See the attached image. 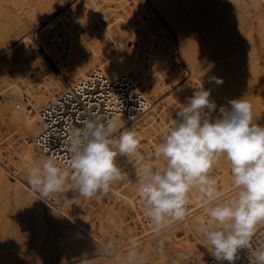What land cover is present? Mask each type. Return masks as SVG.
<instances>
[{
  "label": "rangeland",
  "instance_id": "obj_1",
  "mask_svg": "<svg viewBox=\"0 0 264 264\" xmlns=\"http://www.w3.org/2000/svg\"><path fill=\"white\" fill-rule=\"evenodd\" d=\"M14 1H17V0H2V2L4 3V7L9 9V10H11V11H13V12L8 13V15L11 16V18H7V17L4 16V20H3L2 17H0V20H2V21H0V48L2 49L3 53H5V54L10 53L11 54L12 52H14L13 50H17L22 45L23 48H20V49H22V51L24 50L23 52H25V53H26V51L28 49V51H27L28 54L26 53V55H25V53H23V56L20 55L21 56V57H19L20 59H17L18 61L17 60L15 61V63L17 62V63L20 64L19 65V64L16 63V65H18L17 67H19L17 69L11 68L9 63L0 60V169H1V171L3 170V172L6 174L8 180H11L13 182L16 181V180H20V181H22L24 186L21 185V189H20L21 190V194H20V193H16L15 187L13 186L12 183H10V182L6 183V181H4V180H1V182H0V217H2L0 219V230H3V231H0V259H4L3 257L8 258V257H11L12 255H16L17 256L16 259H18V260H22V259L28 260L29 258H31L33 256V254L34 255L35 254H41L42 252L45 253L46 251H50L51 249L59 250V248H61V247H62L61 249L63 250L64 249V245L70 246V245L76 244V243L77 244L83 243V244L89 245V248H91L92 244L97 242V244H95V249L96 250L94 252H91L92 254L89 253V254H86V255H78L79 254L78 252L67 251V252H65L66 255H64L65 257H67L66 260L62 261L61 263L59 261L51 263V264H57V263L58 264L59 263L60 264H91L94 261V258L97 259V257L99 258V257L106 256V254L104 255V252L101 250V248H104L105 246H104L103 242L99 241L96 237H94V231L97 230L98 232H100V235L105 237V242L106 243H113L114 245H118V246L122 245L124 248H126L127 246H131L132 243H129V241H131L130 239H132L134 236L132 238H130V236L133 235L134 233L138 232V230L136 228H138L139 231L141 232L139 226H136V228H134V227L128 225L126 223V220H125L126 219L125 216L128 213H130L132 210L135 209V207H134L135 204L133 202V197L138 195L137 191H136L137 194L135 195V191H133L131 189L130 190L131 194H130V191L128 189L126 190L124 185H122L125 180L123 182L122 181L120 182L118 180V181L113 182L111 184V186H110V190L112 188V192L114 193V194H112V196H109L108 193H107V194H105L103 196H100L99 194H97V195H95V196H93L91 198H85V197H83V196H81L79 194L78 187L75 184V182L73 184L74 186L71 185V182H72V179L70 177L71 176V172L68 171L63 166L58 165L61 168L65 169V170H67L69 172L70 176L67 179L68 181L66 180V182H65V184L63 186V189L60 192L51 193L47 197L41 196L37 191L32 190L30 185L27 183V173L26 172H27L28 168L33 163L30 162L27 159H24L25 157H23L22 154H23V147L28 146L29 142L28 143L26 142L28 140L25 139V136L22 133L21 128H19L20 125H18L17 123H14L11 119H9V117H7V118L4 117L3 118L2 117L3 115L1 113V111L2 110L5 111V108L14 109L18 113L19 116L23 117L24 123H26L27 126H31V125L35 124L36 132H37V129H38L39 125H38V123H36L34 121L33 116L36 113V111H34V109L32 107L33 104H34V98L30 97V99H29V97H28V99H26L25 97H23V98L22 97L21 98L20 97H16V95H15L16 93H18V94H25V95H28V96H32L35 93L36 96H38L39 93L42 90L45 89L46 85L43 84V83H40L38 81V76L36 74H33V73L29 72V71H33L34 72V70H35V72H36V70H38V68H39L40 71L41 70L42 71L40 72L38 70L37 71V72H39L38 74L42 75L43 73H45L46 77L45 76L44 77L47 79V76H49L48 81H52L53 82L56 79L55 76L57 77L59 74H61V72H65L72 65L71 62L74 60V58L76 59V61H78L80 58H81L80 60H82V58L84 59V57H83L85 55V54H83L84 51L86 52V54H87L86 56L87 57H88V53H89V56H90L91 53L94 54V55H97V53H98V55L102 54V56H105L106 58H108V57L109 58H113V56H114L113 52L110 49H108L107 45L105 44L106 42L109 41V39L107 37L110 34H112V33H110V32L106 33L105 31H108V30L111 31L110 30L111 25H113L115 27V24L117 22L123 21V20H125V22L123 21L124 23H127L129 25V28L128 29L126 28L129 32H133L134 31L135 33H137V34H135V33H133V34L131 33V34L133 35V37L135 36L134 38H135V40L138 43L137 42L134 43L132 41H131L132 43L130 42V45L132 46L133 51L135 49L133 45H136L135 46L136 50L134 51V53H132V58L135 57V60L133 58L132 61L134 60L133 61L134 63L137 62L136 63L137 67H135V68L138 69V66H139L138 63L139 62L144 68L146 67L144 65L146 63H148L146 68L150 69V67H151L150 63H151L152 60H154L156 58H159L160 61L161 60L162 61L166 60V62L170 65V66L169 65L167 66L168 71L166 72V75H165L166 77L161 75L160 73H155V70L151 71V69H150L149 71H151V72H149L150 74L148 73V75H150V76H148V78L151 77V79H148V80H150V81L154 80L155 81V78H156V81L155 82L152 81L153 82L152 84H153V86L154 85L157 86L159 89L162 86L165 87L164 84H165L166 81H167V85H169V83H171V85H169V86H171L170 87V89H171L170 92H172V90L175 89L178 86V84H179L180 86H178L179 88L177 87L178 89L176 91L179 92V89H180V91L182 93L184 91L181 90L182 88H180V87H183V89H184V87L187 85L186 88H185L186 90L184 89L187 92V95L186 94L184 95L185 92L182 94L183 96H181L180 92L178 94V95L181 96L180 97L181 100H182L181 102L184 105L188 101V99H184L185 96H186V98H190V97H192L191 95H193V94L188 95V93L190 91L189 89H191L190 92H192V93H194L197 89L198 90L202 89V86H201L199 80L197 79L198 78V75H197L198 69H196V67L198 68L201 65H199V63H200L199 61H198L199 62L198 65L199 66H196L197 63L193 64L194 62H193L192 58H190L191 57V55H190L188 57L189 58L188 59L189 63L192 60V64L196 66V67L193 66L194 67L193 68L194 71H193V69L191 70L192 67H190V66H192V64L191 65L190 64H185L186 61L183 63V60L182 59L180 60L179 57L181 56L180 55L181 54V49H180V46L178 44V41H177V38H176V34H174V32L172 31V27L170 25L171 23L170 22L168 23V20L166 18L164 20L163 16H160L161 14L156 12V9L154 8V6H152V8H154V9H152L151 7H149L150 4H146L145 3V1H147L149 3L150 2L149 0H145V1H143V0H66V1L65 0H32L31 2L29 0H19V1H17V3L19 5H21L22 7L29 6V9H28L27 12H22L24 9L23 8H19V6H17ZM204 1H205V3H204ZM221 1H223L224 4ZM244 1L245 0H209V1L208 0H188V2H187L188 10H187L186 4H184L183 10L186 11V12L188 11L187 13L182 12V13H184L185 20L188 23V24L186 23L187 28L189 30H191V33L192 32L194 33V31L197 30L198 31L197 33L199 34L198 36H196L197 33L195 31V34L192 37L193 33L192 34L189 33V34H191L190 39L192 38L193 41L195 39V42H194L195 44L191 45L192 47L196 46L197 43L198 44L200 43L199 45H197L198 48L200 46V49L196 50L197 48L195 47L196 48L195 49L193 47V49L196 50L195 51L196 53L199 51V55H200V53L204 54L207 51L209 52V54H215V53L218 54L219 52H221V53H219V56L221 57V59H223L225 57V55H223V54L226 51L229 53V52H231V50L234 51V50L237 49L236 47H238V46H236V44H234L235 41H234L233 37L236 40V37L238 35V37L240 39L239 43H241L243 40H246L244 38L245 35H247L246 29L249 26L248 24L251 22V19H253L255 17V14H253V12L249 9V7H250L249 4L246 3V1L245 2ZM218 2H221L222 4H220ZM225 3H226V5H225ZM261 5H263V4L261 3ZM39 7L40 8L42 7L43 10L45 8L46 11L45 10L43 11V10L39 9ZM18 11H21V12L18 13L19 17L17 16V12ZM33 11H34V13H32ZM189 11L192 12V13H190ZM250 11H251L252 14L249 13ZM199 12L201 14L203 13V15H201ZM218 12H220V13H218ZM230 13H232V14H230ZM0 14H3V13L0 12ZM14 14H16L17 17H13ZM157 14L159 16H156ZM29 15L31 17H33L32 20H31V17ZM36 16H38V17H36ZM41 16H44V17L42 18ZM249 16H251V17L249 18ZM252 16H254V17H252ZM158 17L159 18L162 17L163 19L160 18V19H157V21H155L156 18H158ZM12 18H14V19H12ZM38 18H39V20H38ZM244 18H245V20L248 19L247 20L248 23H247V21H243V22L241 21ZM41 19H42V21H40ZM43 19H45V20H43ZM49 20H50V22H49ZM240 21H241V23H240ZM3 22L5 23L4 27H2L3 26ZM37 22H38V24L35 27H32L34 31L32 30V28L29 29L30 30L29 33L25 31V36L26 37H23V34L22 35L20 34L21 38L19 36L18 38H15V39H18V40L14 39V40H12V42L10 41V39H11L10 38V31H7L6 27H10V30L12 29L11 33L18 32L19 30H21V33H23L24 29L29 28L30 25H33V24H35ZM39 22H41V23L39 24ZM150 22H152V23H150ZM209 22H210V24H209ZM160 23H161L162 26L160 25ZM107 24H109V25H107ZM151 24H152V26H151ZM211 24L213 26V29H212ZM239 24H241V25H239ZM44 25H46V26H44ZM190 25L193 26V28L191 27L192 29L190 28ZM62 27L66 28V29L64 30ZM105 27L108 30L107 29L104 30ZM155 27L157 28V30H156ZM137 29H139V30H137ZM150 30H152L153 32H151ZM189 30H188V32H190ZM5 31H7V32H5ZM64 31H66V32L69 31L68 36H70V37L64 36L65 35L64 33H66ZM142 31H143V33H142ZM54 32H55V34H54ZM57 32H58V34H57ZM74 32H76V34ZM108 33H110V34L107 35ZM120 33L121 32H119V34ZM161 33H162V35H161ZM166 33H168V34L166 35ZM77 34H82L81 35L82 37L78 36ZM66 35H67V33H66ZM86 35H88L89 37L86 36ZM168 35L170 37H168ZM38 36H40V37H38ZM83 36H86L85 38L86 39L88 38V39L86 40ZM199 36L201 38H199ZM62 37L64 38L63 41H62ZM67 37L68 38H74V37L77 38V37H79L78 38L79 41L81 40L80 43H83L85 41L83 43L84 44V48L83 47L80 48V45H77V43L71 44L70 40ZM163 37H165V38L163 39ZM197 37L200 40L197 41V39H196ZM65 38H66V44L64 43ZM208 38H210V39H208ZM201 39H202L203 42L201 41ZM232 39H233L234 42L231 41ZM170 41H171V43H170ZM193 41H191V44H193ZM16 42L17 43L19 42L21 45L19 43L17 44ZM68 42H69V46H67ZM252 42L251 43L249 42L250 44L247 43V45H246L247 48H244L247 51L244 50V52H243V54L245 53L244 55H246V56L241 60L242 64H241L240 60L237 61L239 64L235 63L236 66H238V65L241 66V67L238 66L237 68H238L239 72H240V70L243 71V72H241L243 75H237V73H235L236 77L235 76L230 77L232 75V73L234 74L235 70L232 67H230V68L228 67L229 68L228 72L226 74H223L220 78H221V81H222L221 83H223L221 85H222L224 91L227 93V96H226L227 98L229 97L231 99V97H233V95H236V93H237V96H234V97H237V98H233V99L245 98V99L248 100L249 97L251 98V96H250L251 94L253 95V94L257 93V94H255L254 99H252L254 95L252 96L251 99L249 98L250 100L254 101V103L251 104L252 105V113H253V111L257 110L258 108L260 109L261 104H259V103L263 102V101L260 102V100H262V98L264 100V71H263L264 70V46L262 48V45H264V44H262V45L259 44V43H263V42L261 41V39L258 36H256L255 41H252ZM86 43H88V44H86ZM98 43H99V45L100 44L101 45L99 46ZM150 43H152V44H150ZM15 44H17L19 47L17 45H15ZM70 44L74 45V47H70ZM75 44H76V46H75ZM91 44H92L93 47L91 46ZM125 44H126V41L124 39L120 38V37H116L115 41L113 43L114 47L117 46L119 48L123 47ZM142 44L146 48H143ZM160 44L161 45L163 44V46H164V47L162 46L163 49H161L162 47H160L161 46ZM94 45H96V46H94ZM156 45H158V46H156ZM89 46H90V48H89ZM102 46H104V48ZM173 46H174V48H173ZM213 46H214V48H213ZM253 46H255L256 49L253 48ZM76 47H77V49H79L81 51H79V50L75 51ZM157 47H158V52H157V49H156ZM201 47L203 48V50H202ZM67 48L70 49L71 52H69V50ZM88 48L90 50H88ZM96 48H97V51L95 50ZM232 48L233 49L235 48V49L233 50ZM251 48H252V50H251ZM25 49H26V51H25ZM62 49L63 50L65 49V51H67V53L65 51H63L64 53L62 55V51H61ZM85 49H87V50H85ZM228 49H229V51H228ZM99 50H100L101 53H99ZM155 50H156V53H153V52H155ZM162 50L164 52H162ZM166 50H169L170 53L168 51H166ZM222 50H224V51L222 52ZM77 51H79V53H77ZM109 51H110V54H111V55L110 54L109 55L111 57L108 55ZM133 51H131V52H133ZM105 53L108 56H106ZM139 53H140L139 56L142 58L141 60H140V58L137 59ZM162 53H163V55H162ZM16 54H19V53H16ZM76 54L79 55V57L82 56V55L83 56L80 57V58L79 57L77 58ZM112 54H113V56H112ZM133 54H134V56H133ZM144 54H145V58H144ZM156 54L158 56H160V57H158ZM249 54H250V56L253 55V56H251V58H253V59H251L249 57ZM27 55H28V57H27ZM59 55H61L62 57H64V56L65 57L62 58L61 56L59 57ZM70 55L72 56L73 60H72ZM168 55H170V57L172 56L171 57L172 61H170V59H169L170 57ZM136 56H137V58H136ZM161 56H162L163 59L161 58ZM23 57H25V58H23ZM65 58L66 59H68V58L70 59L71 58L70 60H72V61H68L69 59L66 60ZM147 58H148V60H147ZM167 58L169 59V61H167ZM249 58L251 60H253V63L251 62V60ZM60 60H62L61 63L63 64V66L60 63ZM136 60H138L139 62L136 61ZM149 60H151V61H149ZM243 60L244 61L246 60L245 63H244ZM76 61L74 60L73 62L77 63ZM248 61H250V63ZM25 62H26V64H25ZM64 64L66 66H64ZM245 64H247V65L250 64L251 66H249V65L248 66L247 65L244 66ZM30 65H32V67L31 68H27L28 66L30 67ZM172 65L173 66L175 65L174 66L175 68L178 65H181V69L178 66L179 68L178 67L177 68L179 70L177 71V68L175 70V68ZM59 66L62 68L63 71L61 70V68ZM253 66H254V68H256L258 66L260 70L257 69L258 68L257 67L255 69L256 71L255 70L251 71V69L253 70V68H252ZM64 67H65V70H64ZM66 67H67V69H66ZM141 67H140V69H141ZM170 67H173V68H170ZM189 67H190V70L193 72V74H191L192 72L189 70ZM245 67H247V69ZM25 68H27L29 71L27 69H25ZM35 68H37V69H35ZM53 68H55V69H53ZM144 68H142V69H144ZM182 68H183L184 73H183V71H181ZM32 69H34V70H32ZM43 69H45L47 71V75H46V71L43 70ZM50 69L51 70L53 69V70L51 71ZM170 69L171 70L174 69L175 72L177 71L178 72V73L176 72L177 75H179V73L181 71L180 75L181 74L182 75L181 76L179 75V77H180L179 80L182 81L181 83L177 79L178 78L177 75H173L172 74L173 75L172 76L170 74V71H169ZM48 70L50 72H48ZM54 70H56V71H54ZM92 70H94V69H92ZM174 70H172V71H174ZM229 70H230V72H229ZM257 70H259V71H257ZM22 71H25V72H22ZM249 71H251L253 73H251ZM168 72H169L170 75L168 74ZM172 73H174V72H172ZM258 73H259V75H258ZM188 75L190 76V78H189ZM191 75H192L193 78H191ZM227 75L228 76L230 75V76L226 78ZM252 75H254L255 78ZM184 76L186 77V79H185ZM133 77L136 78V75H133ZM195 77H196V80H195ZM249 77H250V79H249ZM53 78H55V79H53ZM167 78H169V79H167ZM183 78H184V80H183ZM173 79H175L176 82ZM192 79L195 80L194 84H196V86L198 85V87L194 88V86H193L194 84L192 82L193 81ZM236 79H238L239 81H237ZM138 80L139 79H137V81ZM146 80H147V78H146ZM233 80H235V83L233 82ZM158 81L159 82L162 81L163 83L159 84ZM173 81L175 83H177V82H179V83H177V85H174L175 83ZM236 81H237V83H236ZM240 81H243L244 83L246 81V83L243 85V82H240ZM74 82H76V81H73L71 86L74 84ZM197 82H198V84H197ZM138 83H140V82L138 81ZM156 83L161 85V87L159 85H157ZM241 83H242V86H244V88H246V87L247 88L245 89V93H244L245 95L244 94H240V96H239V93H241L242 91L244 92V89H243V87L241 88V90H239V88L235 89V85L234 84L238 85V86L236 85V87H240ZM245 85H246V87H245ZM188 86H191L193 88H189ZM250 86H251V88H249ZM164 87H162L161 89L163 90ZM229 87H230V89L232 88L233 94L230 91ZM158 88H157L158 91H156V95L160 97V96H162L164 94L165 90H163V92H162V90L159 91ZM257 88H259L258 91H257ZM38 89H40V90H38ZM234 89H235V91H234ZM187 90H189V91H187ZM246 90H249L247 92H250L251 90L252 91L248 95V93H246ZM176 91H175V93H177ZM63 92H65V91H63ZM157 92H158V94H157ZM230 93H231V97H230ZM60 95H57L56 97H58ZM169 97L170 96H167L166 98H169ZM166 98H164L162 101H165ZM180 98H179V100H180ZM255 98L257 99V101L259 99L260 100L257 102ZM155 100L153 99V101L152 100H150V101L154 102ZM252 101H250V103ZM256 102L258 103L259 107L256 106L257 108L253 109L255 107L253 104H255ZM154 103H156V101ZM154 103H151V105L152 104L154 105ZM257 103L255 105H257ZM20 104H21V106H19ZM184 105H183V107H184ZM155 107L156 106H154L153 108H155ZM153 108H152V110H153ZM259 109H258V111H259ZM261 109H262V107H261ZM168 113L171 114V112H168ZM152 114H154V113H152ZM163 114H166V116L163 115ZM163 114H162V112L159 113V115L161 116L160 119H162L165 116L166 118L169 117V118H167L169 120L171 118L172 122L169 121L166 124L164 122H162L161 124H157V123L155 124V127H157V128H155V129H157V132H158V130L160 128H162L161 125L165 124L164 125L165 127L162 128V130H161V133L163 134V135L161 134V137L165 136L164 135L165 129L167 130V132L169 131V129H168V127L166 125H168L169 123H173L174 121L177 120V115H173L174 112L171 114L172 116L171 115L168 116L167 112H163ZM148 116H150V115L148 114ZM156 117H158V116H156ZM156 117H155V120H156ZM172 118L175 119V120H173ZM253 118H254V122H257L259 125L264 126V124L261 123V119L258 116L255 117L254 113H253ZM156 121H160V120H156ZM17 144H19V146ZM140 149H141V147H140ZM37 150H39V149H37ZM38 152L40 153L41 151H38ZM40 154L43 155L42 156L43 158L40 159V161L42 162L44 159L47 158V156H45L42 152ZM139 154H141V152L137 151L136 155H133L131 157L130 156H126V157L123 156V160H122L121 166L123 168H125L126 165H128V163H130L131 161H134V162L137 161L135 159H137V157L139 158ZM127 157L128 158L130 157V160L129 159H124V158H127ZM133 157H134V159H132ZM222 157L224 158V156H221L219 158L220 164H217V165L220 168L222 167L223 170H225L227 168V170L229 171L230 170V164H229V162L227 160H224ZM224 163L226 164V166H224L225 165ZM131 164H129V165H131ZM221 164L223 166H220ZM5 165L8 166V167L6 168ZM2 166L5 167V168H3ZM215 166H216V164H215ZM157 168H159V167H157ZM215 169L216 168L213 166V168H211L210 172L214 171ZM135 176H136V174H135ZM135 176H133V177H135ZM122 178L125 179V176L122 177ZM230 178H232V177H230ZM135 179L137 180V184H139L137 176L135 177ZM223 181H224L223 183H225L227 181V182H229L230 185L232 184V183H230V182H232V179H229L228 177L227 178H223ZM118 183L121 184V186L124 187L123 190L120 189V187L118 186ZM113 184H115V185L113 186ZM69 187L71 189H69V191L67 192V195H66V191L68 190ZM114 189H116V190H114ZM230 189H233L231 191L235 194V196H234V198H235L237 196V191L238 190L237 189L234 190L235 188H233V187L230 188ZM132 191L134 192V194H133ZM227 191H229V189H227ZM125 192L127 193V195H126ZM232 192H230V191H229V193L227 192L225 194V196L226 195L227 196L228 195L231 196ZM30 194H33L32 197L35 200L32 203V205L29 204V202H31V199L29 200V197L31 196ZM135 199H136V197L134 198V200ZM106 200H110V202L106 203ZM124 200H125L126 203L124 202ZM37 201H39V203L41 204V206H42V208L44 210L42 215L39 214L40 216H38V211L36 210V204L35 203ZM221 202H223V201L221 200ZM132 204L134 205V206H132V207H134V209L131 208V210H130L129 206L132 205ZM137 208L134 210L135 212L142 213L144 211L143 207H141V209L139 208V211H138ZM193 210H194V208L191 209L190 211H193ZM3 213H4V215H3ZM7 214H8V216H7ZM38 219H39V221H38ZM209 220L210 219L205 220V218H204L202 225L211 224L212 221L210 220V222H209ZM180 222H182V221H180ZM187 223H188V221H186L183 224L185 225ZM171 224H172V222H171ZM189 224L191 226H193L194 230H196L200 235H202L201 232H200V229H199L201 227V225L199 226V225L195 224V222H193V224H191V222H189ZM34 225H36V226H34ZM168 225H170V223ZM184 225H183V227H184ZM195 226H197V227H195ZM183 227H181L182 228L181 230L184 229ZM13 228H14V230H13ZM166 228H168V227H166ZM166 228H164L163 230H165ZM4 229H6V230H4ZM145 230H147L146 226L144 227V230L142 231V233L145 232ZM151 232H152V230L149 231V228H148L147 233L145 234V236H144V233H143L144 237H141V240L139 239L137 242H135L133 244L140 243L142 240H148L149 238L155 239L157 237V235L160 234L162 231L153 232L154 234L151 233ZM119 234H121V237H118ZM127 234H129V235H127ZM150 235H152V236H150ZM23 236H24V238H23ZM21 238L23 239V241H22ZM164 238L165 237L161 238L160 241L158 240L157 243L159 244V247H160L162 253H164V255L167 258H172L176 253H178V250H176V248L173 247V245H174L173 243L170 244L171 242H168L169 241V237H167L168 240H167V238H165V239ZM151 239H149V240H151ZM172 239H173V241L177 242L178 237L174 234ZM18 241H20L21 243L18 242ZM127 241H128V244H126ZM6 242H7V244H6ZM100 244H101V247H99ZM13 245L15 247H12ZM21 246H22V248H21ZM184 246H185L183 248L184 250L182 249L183 256L185 255L183 257V260H182L183 264L185 262H187L188 261L187 260L188 257H190V256L187 257V255H190L188 253V249L190 248L189 247L190 246L189 242L187 241L184 244ZM11 247H12V250H11ZM123 247L121 249H124ZM47 248L49 250H47ZM142 249L143 248H141L140 251L138 250L139 252L137 251V253H136L137 254V259H135V260H136V262H139V264H144V263H147V264H156L157 263L158 264L159 260L161 261V259H159V257L150 256V255L147 256L145 253H143L144 249L143 250ZM18 250H19L20 253L18 252ZM36 250H38V251L36 252ZM100 250H101V252L98 253ZM4 252H6V253H4ZM211 252H214V249L211 248L209 250L208 254L209 255L212 254ZM107 253H109V255H113V254L115 255L117 252L111 253V252L107 251ZM120 253H121V250H120ZM186 253H188V254H186ZM5 255H7V256L9 255V256L6 257ZM19 255H21L22 257L19 256ZM117 255H119V254H117ZM18 256H19L20 259L18 258ZM15 257L12 256V258H15ZM116 258H117V256H116ZM116 258L113 257V259H116ZM104 260H106V259H104Z\"/></svg>",
  "mask_w": 264,
  "mask_h": 264
},
{
  "label": "clouds",
  "instance_id": "obj_2",
  "mask_svg": "<svg viewBox=\"0 0 264 264\" xmlns=\"http://www.w3.org/2000/svg\"><path fill=\"white\" fill-rule=\"evenodd\" d=\"M209 97V91L197 90L177 111L175 127L154 152V158H163L166 165L161 170L142 162L136 171L137 193L146 216L160 232L170 220L186 219L193 189L209 201L216 198L217 181L209 172L224 156L237 196L207 208L212 223L202 225L200 232L217 261L233 264L238 250L248 247L254 226L264 221V126L254 122L252 105L245 98L230 100V109L221 107L220 116L213 119L217 106ZM70 140L71 179L85 198L107 194L111 184L121 179L117 156L136 155L140 146L137 133H118L113 119L85 121L83 128L71 132ZM68 178L69 172L53 156L27 170V183L43 197L60 192ZM128 258L135 260L137 254L132 251ZM249 259L250 264L253 259L264 264V248Z\"/></svg>",
  "mask_w": 264,
  "mask_h": 264
},
{
  "label": "bare ground",
  "instance_id": "obj_3",
  "mask_svg": "<svg viewBox=\"0 0 264 264\" xmlns=\"http://www.w3.org/2000/svg\"><path fill=\"white\" fill-rule=\"evenodd\" d=\"M17 1H19V0H17ZM17 1H14L15 2V4L17 5V6H19V8H23L24 10L22 11V12H27L28 11V9H29V6H26V7H22L21 5H19L18 3H17ZM30 2L32 1V0H29ZM66 1V0H65ZM143 1H145V0H143ZM150 2L148 3L147 1H145V3L146 4H150V6L149 7H151L152 8V6H154V8L156 9V12H158V13H160L161 15L160 16H163V18H164V20H165V18L168 20V23L170 22L171 24V27H172V31L174 32V34H176V38H177V41H178V44H179V46H180V49H181V56L179 57L180 58V60L182 59L183 60V63L185 62V64H192V60H193V64H196L197 63V65L196 66H199V65H201V66H199L198 68L195 66V65H193L192 64V66H190V67H192L191 68V70L194 68L193 66H195L196 67V69H198V72H197V75H198V80H199V82H200V84H201V86H202V88L204 89V90H207V91H209L210 92V100H212V101H214L215 102V104H216V106H217V108H216V111L215 112H213L211 115H212V118L213 119H215V118H217V117H219L220 116V112H219V109L221 108V107H224V108H226V109H230V104H229V101L230 100H233V98H237V97H234V96H237V93H236V95H233V97H231V93H230V97H231V99L228 97H226L227 96V93L224 91V89H223V87H222V85L221 84H223V83H221L222 81H221V76L223 75V74H226L227 72H228V69L230 68V67H232V68H234V74L232 73V75L230 76V77H233V76H235V73H237V75H243L241 72H243L242 70H240V72L238 71V66H236V64L235 63H238L237 61L238 60H242L246 55H244L243 54V52H244V50H246V49H244V48H247L246 47V45H247V43H251L252 41H255V39H256V36H258L260 39H261V41L263 42V43H259V44H264V6L263 5H261V1H259V0H245L246 1V3H248L249 4V9L253 12V14H255V17L254 16H252V17H254L253 19H251V22L248 24L249 26L247 27V29H246V32H247V35H245V39L246 40H243L241 43H239L240 42V39H239V37H238V35H237V37H236V40H235V38L233 37V39H234V41H235V43L234 44H236V46H238V47H236L237 49L236 50H234L233 48V50L234 51H232L231 49V52H225L223 55H225V57L223 58V59H221V57L219 56V53H221V52H219L218 54L217 53H215V54H209V52L207 51L206 53H204V54H201L200 53V55H199V51L196 53L195 51L196 50H198V49H200V46H199V48L197 47V45H199L198 43L196 44V46H193L196 50H194L193 49V47L191 46V45H194L195 43V39H194V41L192 40V38L190 39V37H191V34L193 33H191V30H189L188 28H187V25H186V20H185V17H184V13H187L186 11H184L183 10V6H184V4H186V7H187V2H188V0H149ZM209 1V0H208ZM244 1V2H245ZM222 3H223V1H221ZM221 2H218V3H220V4H222ZM191 3V2H190ZM204 3H205V1H204ZM207 3V2H206ZM143 4V3H142ZM141 4V5H142ZM224 4V3H223ZM9 5V4H8ZM29 5V4H28ZM225 5H226V3H225ZM246 5V4H245ZM147 6V5H146ZM204 7V6H203ZM246 7V6H245ZM150 8V9H151ZM154 8H152V9H154ZM205 8V7H204ZM39 9H41V10H43V8L41 7H39ZM146 9V8H145ZM209 9V8H208ZM263 9V10H262ZM34 10V9H33ZM44 10L46 11V9L44 8ZM43 10V11H44ZM187 10H188V7H187ZM48 11V10H47ZM192 11V10H191ZM210 11V10H209ZM216 11V10H215ZM251 11L249 12V13H251ZM0 12L1 13H3V14H0V17H2V19L4 20V16L5 17H7V18H11V16L10 15H8V13H11V12H13V11H11V10H9V9H7V8H5L4 7V3L2 2V0H0ZM19 12H21V11H18L17 12V16L19 17ZM182 12H184V13H182ZM190 12V11H189ZM204 12V11H203ZM248 12V11H247ZM32 13H34V11L32 12ZM39 13V12H38ZM37 13V14H38ZM190 13H192V12H190ZM200 13V12H199ZM218 13H220V12H218ZM156 14V13H155ZM201 14V13H200ZM230 14H232V13H230ZM252 14V13H251ZM47 15V14H46ZM151 15V14H150ZM191 15V14H190ZM199 15V14H198ZM197 15V16H198ZM201 15H203V13L201 14ZM200 15V16H201ZM217 15V14H216ZM16 16V14H14V16L13 17H17ZM30 16V15H29ZM40 16V15H39ZM156 16H159L158 14L156 15ZM186 16V15H185ZM221 16V15H220ZM219 16V17H220ZM31 17V16H30ZM36 17H38V16H36ZM42 18L44 17V16H41ZM116 17V16H115ZM207 17V16H206ZM212 17V16H211ZM251 16H249V18H250ZM32 18L33 17H31V20H32ZM161 19H163L162 17H160ZM159 17L158 18H156V20L155 21H157V19H160ZM198 18V17H197ZM12 19H14V18H12ZM114 19V18H113ZM118 19V18H117ZM196 19V18H195ZM207 19V18H206ZM38 20H39V18H38ZM43 20H45V19H43ZM201 20V19H200ZM248 20V19H247ZM247 20H245V18L243 19V20H241L242 22L243 21H247ZM250 20V19H249ZM0 21H2V20H0ZM40 21H42V19L40 20ZM124 22H125V20H123ZM123 21H119V22H115L116 24H115V27L113 26V25H111V28H110V30L111 31H109L106 27H105V29L104 30H108V31H105L106 33L107 32H110V33H112V34H110V33H108L107 35H109L107 38L109 39V41L108 42H106L105 40V44L107 45V48L108 49H110L112 52H113V54H114V56H113V54H112V56H113V58H106L105 56H102V54H99L98 55V53H97V55H94V54H92L91 52V54H90V56H89V53H88V57L86 56L87 54H86V52L84 51V53L83 54H85L83 57H84V59L82 58V60H80L81 58L80 57H82V56H80L79 57V55H77V58L79 57L80 59L78 60V61H76V59L74 58V60L77 62V63H75V62H73L74 60H73V58H72V56H71V58H72V60H70L69 58V60L68 59H66V60H68V61H72L71 63H72V65L67 69V67H66V71L65 72H61V74H59L57 77L55 76V78H53V79H55L53 82L52 81H48V79H49V76H47V79L45 78L46 76H45V73H43L42 75L41 74H38L39 72H37L38 70L40 71V69L38 68V70H36V72H35V70L34 69H32V70H34V72L33 71H29L27 68H31L32 67V65H30V67L28 66L27 68H25V69H27L29 72H31V73H33V74H36L37 76H38V81L40 82V83H43V84H45L46 85V87H45V89L44 90H42L40 93H39V95L38 96H36V94L34 93L32 96H28V95H25V94H18V93H16L15 95H16V97H25L26 99H28V97H29V99H30V97H33L34 98V104H33V109H34V111H36V113L34 114V116H33V118H34V121L36 122V123H38V129H37V132H36V127H35V124H33V125H31V126H27L26 125V123H24V120H23V117H21V116H19L18 115V113L14 110V109H8V108H5V111H1V113H2V117L4 118H7V117H9V119H11L14 123H17L18 125H20L19 126V128H21V131H22V133L24 134V136H25V139L26 140H28V141H26L27 143L29 142V145L28 146H25V147H23V157H25L24 159H27V160H29L30 162H32V163H34V162H41L40 161V159L41 158H43L42 156L43 155H41L38 151H40V150H37L38 148L35 146V144H34V138L36 137V135L40 132V129H41V117H40V111L42 110V108L46 105V104H48L50 101H53V99H55V97L57 96V95H60L63 91H67L68 89H69V87L71 86V84H72V82L73 81H77V80H79V79H81V78H84L92 69H95V68H101V69H103L104 70V72L107 74V76L109 77V79H111V80H114V79H117V78H119V77H121V76H123V75H125V74H130V75H136V78L137 79H139L138 81L140 82L139 84H141L140 85V89H142L143 90V92L145 93V95H146V97L147 98H149L150 100H152L153 101V99L156 101V103H154V102H150V103H154V105L152 104L151 106H152V108L154 107V106H156L155 108H153V110L151 109V111L148 113L150 116H148V114L146 115V116H144L143 118H141V119H139V120H137V121H135V122H129V121H127L125 118H123L122 116H120V117H118L116 120H115V122H116V124H117V128H118V133L120 132V131H129V130H132V131H135L138 135V138H139V140H140V146H139V149H140V147H141V149L139 150L138 149V151H140L141 152V154H139V158L137 157V159H135V160H137V161H131L130 163H128V165H126V167L125 168H123L122 166H121V164H122V160H123V156H117V163H118V165H119V167L121 168V173H122V175H121V178L122 177H124L125 176V179H121V180H119L120 182L122 181H124V183L122 184V185H124V187H125V189L127 190H133V191H135V195L137 194L136 193V191H137V189H138V187H139V184H137V180L135 179V174H136V171H137V169L139 168L138 166L140 165V163L143 161L144 163H150L151 165H152V167L155 169V168H157V167H159V169H161V170H163L164 169V167H165V165H166V161L163 159V158H161V159H155L154 158V154H152L151 152H150V150H149V148H150V146H152V144L151 143H154V146H158L163 140H164V138L169 134V132L172 130V128H174L175 127V124H176V121H174L173 123H169L168 125H166L167 127H168V129H169V127H171V129L167 132V130L165 129V133H164V137H161V130H162V128H164L165 126V124L167 123V122H169V121H171V118H170V120L169 119H167V118H169V117H165L166 116V114H163V112H167V114H168V116H170L173 112H174V114L173 115H176L175 113L178 111V110H181L182 108H183V103L181 102L182 100H181V96H183L182 94L184 93V95L186 94L187 95V92L185 91L186 89V86L184 87V89H183V87H180V88H182L181 90H183L184 92H182L181 93V91H180V89H179V92L181 93V96L180 95H178L179 94V92H177L176 90L179 88L178 86H180L179 84H178V88L176 87L175 89H173L172 90V92H170L171 91V89H170V87L171 86H169V85H171V83H169V85H167V81L165 82V87L164 86H162V87H164L163 88V90H165L164 91V94L162 95V96H157L156 95V91H158L157 90V86H153V82L152 81H154V80H152V81H150V80H148V79H151V77H149L148 78V76H150V75H148V73L149 72H151L152 70H155V73H160L161 75H163V76H165L166 75V72L168 71V68H167V66L169 65L167 62H166V58L164 59L165 61H160V59L159 58H156V59H154V60H149V61H151V67H150V69H151V71H149L150 69H147L146 67H147V64L148 63H146L144 66H146L145 68L140 64V62L138 61V60H136V61H138L139 63H138V69L137 68H135V67H137V62L136 63H134L133 61L135 60V57H133L134 58V60L132 61V53H134V51L136 50V45H133L134 46V51H133V48H132V46L130 45V42L132 41V42H134V43H136L137 41L135 40V36L133 37V33H135L134 31L133 32H129L127 29L129 28V25L127 24V23H124ZM148 21V20H147ZM154 21V22H155ZM162 21V20H161ZM194 21V20H193ZM202 21V20H201ZM220 21V20H219ZM235 21V20H234ZM239 21V20H238ZM241 21H240V23H241ZM32 22V21H31ZM34 22V21H33ZM44 22V21H43ZM49 22H50V20H49ZM153 22V21H152ZM152 22H150V23H152ZM160 22V21H159ZM164 22V21H163ZM166 22V21H165ZM41 22H39V24H40ZM158 23V22H157ZM156 23V24H157ZM191 23V22H190ZM233 23V22H232ZM231 23V24H232ZM247 23H248V21H247ZM4 22H3V26L2 27H4ZM32 24V23H31ZM38 24V22L37 23H35V24H33V25H30V27L29 28H27V29H24V32L23 33H21V30H19L18 32H13V33H11L12 32V29L10 30V27H6V29H7V31H10V41L12 42V40H14L15 38H18L19 36H20V38H21V35L23 34V37H26L25 36V31L26 32H28L29 33V29L30 28H32V27H35L36 25ZM43 24V23H42ZM154 24V23H153ZM163 24V23H162ZM188 24V23H187ZM194 24V23H193ZM197 24V23H196ZM201 24V23H200ZM209 24H210V22H209ZM221 24V23H220ZM230 24V25H231ZM246 24V23H245ZM107 25H109V24H107ZM128 25V26H127ZM159 25V24H158ZM160 25H161V23H160ZM168 25V24H167ZM169 25V26H170ZM195 25V24H194ZM235 25V24H234ZM233 25V26H234ZM239 25H241V24H239ZM247 25V24H246ZM44 26H46V25H44ZM149 26V25H148ZM151 26H152V24H151ZM150 26V27H151ZM162 26V25H161ZM197 26V25H196ZM211 26H212V24H211ZM219 26V25H218ZM43 27V26H42ZM103 27V26H102ZM109 27V26H108ZM193 28V26H191L190 25V28ZM235 27V26H234ZM64 30L66 29V28H64V27H62ZM127 28V29H126ZM156 28V27H155ZM191 28V29H192ZM220 28V27H219ZM9 29V30H8ZM62 29V30H63ZM68 29V28H67ZM154 29V28H153ZM162 29V28H161ZM190 31V32H188V30ZM212 29H213V26H212ZM32 30H33V28H32ZM39 30V29H38ZM137 30H139V29H137ZM142 30V29H141ZM145 30V29H144ZM156 30H157V28H156ZM171 30V29H170ZM194 30V29H193ZM192 30V31H193ZM223 30V29H222ZM221 30V31H222ZM7 31H5V32H7ZM34 31V30H33ZM36 31V30H35ZM151 32H153L152 30H150ZM196 31V33L198 32L197 30H195ZM195 31H194V33H193V35H192V37L194 36V34H195ZM213 31V30H212ZM32 32V31H31ZM44 32V31H43ZM64 32H66V31H64ZM104 32V31H103ZM119 32H121L120 34H119ZM162 32V31H161ZM50 33V32H49ZM66 33H67V35H66ZM66 33H64L65 35L64 36H68V33H69V31L68 32H66ZM75 34H76V32H74ZM132 33V34H131ZM139 33V32H138ZM142 33H143V31H142ZM158 33V32H157ZM163 33V32H162ZM162 33H161V35H162ZM189 33H191V34H189ZM21 34V35H20ZM53 34V33H52ZM54 34H55V32H54ZM57 34H58V32H57ZM56 34V35H57ZM135 34H137V33H135ZM134 34V35H135ZM141 34V33H140ZM160 34V33H159ZM158 34V35H159ZM168 33H166V35H167ZM189 34V35H188ZM238 34V33H237ZM27 35V34H26ZM45 35V34H44ZM78 36H81L82 34H77ZM89 35V34H88ZM88 35H86V36H88ZM143 35V34H142ZM171 35V34H170ZM199 34L197 33L196 34V36H198ZM28 36V35H27ZM55 36V35H54ZM72 36V35H71ZM86 36H83L84 38L86 37ZM139 36V35H138ZM137 36V37H138ZM145 36V35H144ZM165 36V35H164ZM195 36V37H196ZM228 36V35H227ZM22 37V38H23ZM38 37H40V36H38ZM68 37H70V36H68ZM67 37V38H68ZM73 37V36H72ZM82 37V36H81ZM89 37V36H88ZM91 37V36H90ZM116 37H120V38H122V39H124L125 41H126V44L123 46V47H114V45H113V43H114V41H115V38ZM141 37V36H140ZM168 37H170L169 35H168ZM194 37V38H195ZM51 38V37H50ZM79 37H74V38H68L69 40H70V42H71V44H74V43H77V45H80V48L81 47H83L84 48V42L83 43H80V41H79V39H78ZM97 38V37H96ZM139 38V37H138ZM144 38V37H143ZM165 37H163V39H164ZM199 38H201L200 36H199ZM198 37L196 38L197 39V41L198 40H200ZM211 38V37H210ZM210 38H208V39H210ZM52 39V38H51ZM81 39V38H80ZM86 39V38H85ZM88 39V38H87ZM86 39V40H87ZM90 39V38H89ZM162 39V38H161ZM167 39V38H166ZM220 39V38H219ZM233 39L231 40V41H233ZM15 40H18V39H15ZM64 40V38L62 37V41ZM84 40V39H83ZM99 40V39H98ZM119 40V39H118ZM141 40V39H140ZM143 40V39H142ZM156 40V39H155ZM68 41V40H67ZM94 41V40H93ZM191 41H193V44H191ZM201 41H202V39H201ZM233 41V42H234ZM14 42V41H13ZM98 42V41H97ZM131 42V43H132ZM147 42V41H146ZM203 42V41H202ZM232 42V43H233ZM17 43V42H16ZM19 43V42H18ZM17 43V44H18ZM64 43L66 44V38H65V41H64ZM92 43V42H91ZM96 43V42H95ZM138 43V42H137ZM155 43V42H154ZM162 43V42H161ZM165 43V42H164ZM168 43V42H167ZM170 43H171V41H170ZM249 43V44H250ZM253 43V42H252ZM17 44H15V45H17ZM20 44V43H19ZM70 44V47H74V45H71ZM86 44H88V43H86ZM90 44V43H89ZM97 44V43H96ZM117 44V43H116ZM122 44V43H121ZM150 44H152V43H150ZM21 45V44H20ZM82 45V46H81ZM98 45H99V43H98ZM101 45V44H100ZM99 45V46H100ZM104 45V44H103ZM138 45V44H137ZM161 45V44H160ZM170 45V44H169ZM18 46V45H17ZM16 46V47H17ZM67 46H69V42H68V45ZM66 46V47H67ZM75 46H76V44H75ZM91 46H92V44H91ZM94 46H96V45H94ZM142 46H143V44H142ZM156 46H158V45H156ZM163 46V44L160 46V47H162ZM218 46V45H217ZM263 46L264 45H262V48H263ZM19 47V46H18ZM17 47V48H18ZM65 47V48H66ZM69 47V48H70ZM93 47V46H92ZM103 48H104V46H102ZM164 47V46H163ZM163 47L161 48V49H163ZM169 47V46H168ZM225 47V46H224ZM232 47V46H231ZM235 47V46H234ZM20 48H23L22 47V45L17 49V50H13L14 52H12L11 54L10 53H8V54H5V53H3L2 52V49L0 48V60H2V61H4V62H7V63H9V65L11 66V68H15V69H17V68H19V67H17L18 65H16V63H15V61L17 60V59H20L19 57H21L20 55H22L23 56V53H25V52H23L22 51V49H20ZM64 48V47H63ZM82 48V49H83ZM89 48H90V46H89ZM88 48V50H90ZM143 48H146V47H144L143 46ZM148 48V47H147ZM173 48H174V46H173ZM202 48V47H201ZM213 48H214V46H213ZM253 48H255V46H253ZM68 49V48H67ZM100 49V48H99ZM150 49V48H149ZM157 49V52H158V47L156 48ZM249 49V48H248ZM256 49V48H255ZM254 49V50H255ZM69 50V52H71L70 51V49H68ZM76 50H79V49H77V47H76V49H75V51ZM85 50H87V49H85ZM93 50V49H92ZM96 51H97V48L95 49ZM103 50V49H102ZM160 50V49H159ZM202 50H203V48H202ZM251 50H252V48H251ZM25 51H26V49H25ZM27 51H28V49H27ZM26 51V53L28 54V52ZM62 51V55H63V51H65V49L63 50H61ZM73 51V50H72ZM79 51H81V50H79ZM79 51H77V53H79ZM83 51V50H82ZM95 51V52H96ZM131 51H133V52H131ZM139 51V50H138ZM154 51V50H153ZM166 51H168L169 52V50H166ZM165 51V52H166ZM224 50H222V52H223ZM228 51H229V49H228ZM247 51V50H246ZM245 51V52H246ZM66 53H67V51H65ZM88 52V51H87ZM108 52V51H107ZM111 52V53H112ZM161 52V51H160ZM162 52H164L163 50H162ZM173 52V51H172ZM201 52V51H200ZM205 52V51H204ZM254 52V51H253ZM16 53H19V54H16ZM26 53H25V55H26ZM94 53V52H93ZM99 53H101L100 52V50H99ZM136 53V52H135ZM153 53H156V50H155V52H153ZM152 53V54H153ZM170 53V52H169ZM203 53V52H202ZM70 54V53H69ZM74 54V53H73ZM104 54V53H103ZM110 54V51H109V53H108V55ZM168 54V53H167ZM252 54V53H251ZM254 54V53H253ZM65 55V54H64ZM81 55V54H80ZM101 55V56H100ZM105 55H106V53H105ZM108 55H106V56H108ZM111 55V54H110ZM109 55V56H110ZM140 53L138 54V58H137V56H136V58L137 59H139L140 58V60L142 59L140 56ZM148 55V54H147ZM157 55V54H156ZM161 55V54H160ZM162 55H163V53H162ZM165 55V54H164ZM191 55V57L190 58H192V60H191V62L189 63V56ZM61 55H59V57H60ZM68 56V55H67ZM69 56V57H70ZM133 56H134V54H133ZM142 56V55H141ZM155 56V55H154ZM158 56V55H157ZM169 57H170V55H168ZM176 56V55H175ZM251 56H253V55H251ZM251 56H250V54H249V57L251 58ZM27 57H28V55H27ZM62 57V56H61ZM65 57V56H64ZM64 57H62V58H64ZM111 57V56H110ZM158 57H160V56H158ZM167 57V56H166ZM168 57V58H169ZM172 57V56H171ZM171 57L169 58L170 59V61H172V59H171ZM177 57V56H176ZM255 57V56H254ZM23 58H25V57H23ZM144 58H145V54H144ZM149 58V57H148ZM148 58H147V60H148ZM161 58H162V56H161ZM167 58V61H169V59ZM249 58V59H250ZM22 59V58H21ZM159 59V60H158ZM163 59V58H162ZM251 59H253V58H251ZM250 59V60H251ZM257 59V58H256ZM258 60V59H257ZM18 61V60H17ZM67 61V62H68ZM146 61V60H145ZM175 61V60H174ZM177 61V60H176ZM201 63H199V62ZM236 61V62H235ZM244 61V60H243ZM246 61V60H245ZM245 61H244V63H245ZM57 62V61H56ZM55 62V63H56ZM59 62V61H58ZM62 62V60H60V63ZM143 62V61H142ZM148 62V61H147ZM249 63H250V61H248ZM251 62L253 63V60H251ZM24 63V62H23ZM59 63V64H60ZM175 63V62H174ZM198 63H199V65H198ZM251 63V64H252ZM17 64H19V63H17ZM25 64H26V62H25ZM58 64V63H57ZM62 64V63H61ZM149 64V65H150ZM177 64V63H176ZM180 64V63H179ZM239 64V63H238ZM241 64H242V61H241ZM20 65V64H19ZM24 65V64H23ZM142 67H141V66ZM247 64H245L244 66H246ZM249 66H251L250 64H248ZM247 65V66H248ZM56 66V65H55ZM62 66H63V64H62ZM64 66H66L65 64H64ZM170 66V65H169ZM173 66V65H172ZM175 66V65H174ZM173 66V67H174ZM179 67H180V69H181V65H178ZM177 66V67H178ZM256 66V65H255ZM35 67V66H34ZM58 67V66H57ZM60 67V66H59ZM140 67H141V69H140ZM173 67H170V68H173ZM176 67V68H177ZM178 67V68H179ZM187 67V66H186ZM190 67H189V70H190ZM229 67V68H228ZM239 67H241V66H239ZM258 67V66H257ZM256 67V68H257ZM21 68V67H20ZM24 68V67H23ZM61 68V67H60ZM142 68H144V69H142ZM149 68V67H148ZM175 68V67H174ZM176 68H175V70H176ZM177 68V71L179 70ZM184 68V67H183ZM183 68H182V70L181 71H183ZM188 68V67H187ZM186 68V69H187ZM246 69H247V67H245ZM253 68V70L251 69V71H254L256 68H254V66L252 67ZM35 69H37V68H35ZM42 69V68H41ZM53 69H55V68H53ZM52 69V70H53ZM57 69V68H56ZM195 69V70H196ZM241 69V68H240ZM257 69H259V67L257 68ZM43 70H45V69H43ZM51 70V69H50ZM51 70V71H52ZM61 70H62V68H61ZM64 70H65V67H64ZM172 70H174V69H172ZM171 69L169 70L170 71V74L172 75H177L176 74V72H175V70L174 71H172ZM190 70V71H191ZM231 70V69H230ZM230 70H229V72H230ZM260 70V69H259ZM259 70H257V71H259ZM263 70V69H262ZM42 71V70H41ZM40 71V72H41ZM46 71V70H45ZM54 71H56V70H54ZM63 71V70H62ZM157 71V72H156ZM181 71H180V73H181ZM193 71H194V69H193ZM247 71V70H246ZM251 71H249V72H251ZM256 71V70H255ZM264 71V70H263ZM22 72H25V71H22ZM48 72H50L49 70H48ZM172 72H174V73H172ZM187 72V71H186ZM192 72V71H191ZM190 72V73H191ZM232 72V71H231ZM262 72V71H261ZM154 73V72H153ZM178 73V72H177ZM180 73H179V75H180ZM183 73H184V71H183ZM251 73H253V72H251ZM263 73V72H262ZM49 74V73H48ZM150 74V73H149ZM152 74V73H151ZM159 74V75H160ZM168 74H169V72H168ZM169 74V75H170ZM187 74V73H186ZM191 74H193V72L191 73ZM196 74V73H195ZM229 74V73H228ZM46 75H47V71H46ZM57 75V74H56ZM132 75V76H133ZM168 75V76H169ZM172 75V76H173ZM179 75H177L178 76V80H179ZM182 75V74H181ZM180 75V76H181ZM190 75V74H189ZM188 75V76H189ZM245 75V74H244ZM258 75H259V73H258ZM45 76V77H44ZM158 76V75H157ZM187 76V77H188ZM195 76V75H194ZM228 75L226 76V78L227 77H229ZM252 76H254V75H252ZM263 76V75H262ZM156 77V76H155ZM154 77V78H155ZM166 77V76H165ZM164 77V78H165ZM185 77V76H184ZM236 77V76H235ZM234 77V78H235ZM258 77V76H257ZM256 77V78H257ZM146 78H147V80H146ZM153 78V79H154ZM163 78V77H162ZM161 78V79H162ZM189 78H190V76H189ZM191 78H193L192 77V75H191ZM241 78V77H240ZM254 78H255V76H254ZM262 78V77H261ZM167 79H169V78H167ZM176 79V78H175ZM175 79H173V80H175ZM185 79H186V77H185ZM249 79H250V77H249ZM166 80V79H165ZM183 80H184V78H183ZM188 80V79H187ZM193 81V84L195 83V80H196V77H195V80L194 79H192ZM237 81H239L238 79H236ZM155 81H156V78H155ZM154 81V82H155ZM163 81V80H162ZM159 82V84L160 83H163V82ZM180 81V83L182 82L181 80H179ZM218 81H221V82H218ZM237 81H236V83H237ZM247 81V80H246ZM246 81H245V83H246ZM258 81V80H257ZM174 82V81H173ZM175 82H176V80H175ZM174 82V83H175ZM233 82L235 83V80H233ZM240 82H243V81H240ZM239 82V83H240ZM39 83V84H40ZM48 83V84H47ZM75 83V82H74ZM177 83H179V82H177ZM177 83H175L174 85H177ZM244 82H243V85L245 84ZM261 83V82H260ZM263 83V82H262ZM157 84V83H156ZM159 84H157V85H159ZM192 84V83H191ZM192 84V85H193ZM197 84H198V82H197ZM229 84V83H228ZM248 84V83H247ZM183 85V84H182ZM185 85V84H184ZM190 85V84H189ZM191 85V86H192ZM230 85V84H229ZM235 85V89L237 88H239V90H241V88L243 87V89H244V92L242 91L241 93H239V96H240V94H244L245 93V89L247 88L246 87V85H245V87L246 88H244V86H242V83L240 84V87H236V85L237 84H234ZM249 85V84H248ZM247 85V86H248ZM160 87H161V85H159ZM191 86H188L189 88H193V87H191ZM194 86V88H196V87H198V85L196 86V84H194L193 85ZM200 86V85H199ZM200 86V87H201ZM238 86V85H237ZM256 86V85H255ZM254 86V87H255ZM161 87V88H162ZM40 88V87H39ZM159 89V91L160 90H162V89ZM174 88V87H173ZM188 88V89H189ZM249 88H251V86L249 87ZM248 88V89H249ZM18 89V88H17ZM41 89V88H40ZM40 89H38V90H40ZM170 89V90H169ZM229 89H230V87H229ZM228 89V90H229ZM235 89H234V91H235ZM258 89L259 88H257V91H258ZM37 90V91H38ZM163 90H162V92H163ZM190 91H191V89H189ZM189 90H187V91H189ZM193 90V89H192ZM198 90V89H197ZM196 90V91H197ZM238 90V91H239ZM175 91L177 92V93H175ZM189 91V93H188V95H191V94H194V93H192V92H190ZM230 91L232 92L233 90H232V88L230 89ZM247 91H249V90H246V93H248V95L250 94V92L252 91H250V92H247ZM240 92V91H239ZM263 92V91H262ZM255 93V92H254ZM157 94H158V92H157ZM162 94V93H161ZM232 94H233V92H232ZM235 94V93H234ZM255 94H257V93H255ZM255 94H251L250 96H251V98H252V96H253V98L252 99H254V97H255ZM245 95V94H244ZM243 95V96H244ZM167 96H170L169 98H166ZM191 96H193V95H191ZM238 96V97H239ZM247 96V95H246ZM257 96V95H256ZM157 97V98H156ZM188 97V96H187ZM262 97V96H261ZM57 98V97H56ZM164 98H166V100L165 101H162ZM179 98H180V100H179ZM250 98V97H249ZM248 98V100L249 101H252V100H250ZM258 98V97H257ZM260 98V97H259ZM184 99H188V98H186V96H185V98ZM256 99V98H255ZM261 99V98H260ZM259 99V100H260ZM22 100V99H21ZM258 100V101H259ZM186 101V100H185ZM256 101H257V99H256ZM257 101V102H258ZM261 101H263L262 103H259V104H261V107H262V109H261V107H260V109H259V111H258V109L257 110H255V111H253V113H254V115H255V117L256 116H258L260 119H261V123L262 124H264V100H263V98H262V100H260V102ZM184 102V101H183ZM256 102V103H257ZM252 103H254V101H252L251 102V104ZM255 103V104H256ZM18 104V103H17ZM255 104H253L255 107L253 108V109H256L257 107L256 106H258V103H257V105H255ZM19 106H21V104L19 105ZM259 107V106H258ZM167 110V111H166ZM169 110V111H168ZM207 111V110H206ZM162 112V114L163 115H165L164 117L167 119H165L164 117L162 118V119H160V115H159V113H161ZM168 112H171V114L170 113H168ZM152 113H154V114H152ZM156 116H158V117H156ZM172 116V115H171ZM155 117H156V120H160V121H156L155 120ZM176 118V117H175ZM173 119V118H172ZM4 120V119H3ZM162 120V121H161ZM173 120H175V119H173ZM162 122H164L165 124L163 125H161L162 126V128H160L159 130H158V132H157V129H155V128H157V127H155V124L157 123V124H161ZM172 122V121H171ZM23 124V125H22ZM158 126V125H157ZM163 135V134H162ZM25 141V140H24ZM18 146H19V144H17ZM21 145V144H20ZM139 153V152H138ZM138 155V154H137ZM126 157V156H125ZM131 157V156H130ZM130 157L128 158H124V159H129L130 160ZM135 157V158H136ZM223 158V157H222ZM13 159V158H12ZM132 159H134V157L132 158ZM224 160H226L225 159V157L223 158ZM223 160V161H224ZM23 161V160H22ZM125 161V160H124ZM128 161V160H127ZM222 161V160H221ZM14 162V161H13ZM126 162V161H125ZM124 162V163H125ZM10 163V162H9ZM127 163V162H126ZM132 163V164H131ZM222 163V162H221ZM31 164V163H30ZM129 164H131V165H129ZM215 164H216V166H215ZM213 166L216 168L214 171H213V176H211V177H214L215 179H216V181H217V185H216V189H217V191H216V194H215V196H216V198L214 199V200H212V201H209L208 199H206V198H203L202 196H201V194L199 193V191L198 190H196V189H193L189 194H188V208L189 209H193L194 208V210L193 211H190L189 212V214L190 215H188L187 217H186V219L184 220V221H182V222H179V223H172V224H170V225H168L167 227L168 228H166L165 230H162V232L160 233V234H158L157 235V237L155 238V239H151V238H149V239H151V240H142L140 243H136V244H133V243H135V242H137L141 237H144L145 236V234L147 233V230H148V228H149V231L150 230H152V232L151 233H153V232H156V230H155V228H154V225H153V223H152V221H151V223L150 224H147V226H146V228H147V230H145V232H143L144 233V236H143V233H142V231L141 232H136V233H132L133 235H131L130 236V238H132L133 236H135L136 237V235H137V233L138 234H141L140 236H138V237H136L135 239H130L131 241H129V243H132L131 244V246H125L126 248H124L122 245L121 246H119V249L121 250V253H120V250L118 249L117 250V253L114 255H109V253H107V252H104V255L106 254V256H104V257H97V259H95L94 257V261L91 263V264H139V262H136V260H129V253L130 252H132V251H134L135 253H137V251L139 250H141V248H143L142 250H143V253H145L147 256L148 255H150V256H156V257H159V259H161V261L159 260V263L160 262H163L164 264H183L182 263V260H183V257L185 256H183V253H182V249L185 247L184 246V244L187 242V240H185L186 238H184V236H183V233H182V231L183 230H181L182 228L181 227H183V223H185L186 221H188V223L189 222H191V224H193V222H195V224H197V225H201L202 226V223H203V220H204V218H205V220H207V219H210L209 217H208V215H207V212H206V209L207 208H209V207H213V206H215V204H217V203H221V200L223 201V202H225V200L226 199H228V198H232V199H234V196H235V194L231 191V190H233V189H230V188H232L233 187V184H229V182H225V183H223L224 181H223V178H229V179H232V178H230L231 177V174H230V170L228 171L227 170V168L225 169V170H223L222 169V167L220 168L217 164H220V160H218L216 163H215ZM225 164V163H224ZM26 165V164H25ZM124 165V164H123ZM228 165V164H227ZM213 166H212V168H213ZM220 166H223L222 164L220 165ZM224 166H226V164L224 165ZM3 167V166H2ZM1 167V168H2ZM5 167L7 168L8 166H6L5 165ZM5 167H3V168H5ZM21 168V167H20ZM220 168V169H219ZM225 168V167H224ZM9 169V168H8ZM7 169V170H8ZM222 169V170H221ZM19 170V169H18ZM213 170V169H212ZM221 170V171H220ZM212 172V171H211ZM27 173V172H26ZM69 176H70V174H69ZM133 176H135V177H133ZM71 177V176H70ZM134 178V179H133ZM1 180H4V181H6V183L7 182H10V183H12L13 184V186L15 187V191H16V193H20L21 194V185H23V183H22V181H20V180H16V181H11V180H8L7 179V176H6V174L3 172V170L1 171V169H0V182H1ZM68 181V180H67ZM136 181V182H135ZM24 182V181H23ZM119 182V183H120ZM139 182V181H138ZM9 183V184H10ZM230 183H232V182H230ZM126 184V185H125ZM115 184H113V186H114ZM121 185V184H120ZM24 186V185H23ZM123 187V186H122ZM123 187V188H124ZM234 188V187H233ZM8 189V188H7ZM6 189V190H7ZM119 189V188H118ZM124 189V190H125ZM227 189H229V191L230 192H232V195L230 196V195H226L225 196V194L228 192L229 193V191H227ZM111 190H112V188H111ZM114 190H116V189H114ZM3 191V190H2ZM132 191V192H133ZM128 192V191H127ZM235 192V191H234ZM78 193V192H77ZM126 193V192H125ZM130 194H131V191H130ZM133 194H134V192H133ZM234 194V195H233ZM31 195V196H30ZM29 196V200L31 199V202H29V204H31L32 205V203L35 201L34 199H33V194H30ZM36 195V194H35ZM126 195H127V193H126ZM33 199V200H32ZM129 200V199H128ZM127 200V201H128ZM28 201V200H27ZM133 201H134V199H133ZM42 202V201H41ZM124 202H125V200H124ZM126 203V202H125ZM36 210L38 211V216H40L39 214H41L42 215V213H43V208H42V206H41V204L39 203V201H37L36 203ZM135 204V203H134ZM30 205V206H31ZM7 207V206H6ZM133 209H134V207H133ZM135 209H136V207H135ZM140 209H141V207H140ZM188 209V210H189ZM127 210V209H126ZM131 210V209H130ZM197 210V211H196ZM62 211V210H61ZM139 211V210H138ZM141 211V210H140ZM9 212V211H8ZM126 212V211H125ZM197 212V213H196ZM15 213V212H14ZM9 214V213H8ZM8 214H7V216H8ZM37 214V213H36ZM35 214V215H36ZM3 215H4V213H3ZM28 217V216H27ZM36 217V216H35ZM2 217H0V219H1ZM10 218V217H9ZM8 218V219H9ZM42 218V217H41ZM7 219V218H6ZM211 220V219H210ZM210 220H209V222H210ZM37 221V220H36ZM38 221H39V219H38ZM8 222V221H7ZM34 222V221H33ZM264 221H260V222H258L255 226H254V229H256L259 225H261L262 223H263ZM5 223V222H4ZM9 223V222H8ZM7 223V224H8ZM149 223V222H148ZM6 224V223H5ZM4 225V224H3ZM17 225V224H16ZM7 226V225H6ZM9 226V225H8ZM34 226H36V225H34ZM198 226V227H199ZM5 227V226H4ZM195 227H197V226H195ZM136 228V227H135ZM39 229V228H38ZM137 230H139L138 228H136ZM200 229V228H199ZM4 230H6V229H4ZM13 230H14V228H13ZM19 230V229H18ZM44 230V229H43ZM198 230V229H197ZM0 231H3V230H0ZM39 231V230H38ZM199 231V230H198ZM37 232V231H36ZM43 232V231H42ZM131 232V231H130ZM121 233V232H120ZM150 233V232H149ZM148 233V234H149ZM6 234V233H5ZM43 234V233H42ZM122 234V233H121ZM121 234H119L118 235V237H121ZM154 234V233H153ZM152 234V235H153ZM172 234V235H171ZM176 235L177 237H178V239H177V242L176 241H173V235ZM20 235V234H19ZM23 235V234H22ZM127 235H129V234H127ZM152 235H150V236H152ZM21 236V235H20ZM37 236V235H36ZM169 237V241L168 242H171L170 244H174L173 245V247L174 248H176V250H178V253H176L172 258H167L165 255H164V253H162V251H161V249H160V247H159V244L157 243V241L159 240H161V238H163V237H165V238H167V237ZM26 237V236H25ZM29 237V236H28ZM127 237V236H126ZM23 238H24V236H23ZM128 238V237H127ZM148 238V237H147ZM164 238V239H165ZM22 239V238H21ZM121 239V238H120ZM141 240V239H140ZM167 240H168V238H167ZM21 241V240H20ZM20 241H18V242H20ZM22 241H23V239H22ZM166 241V240H165ZM21 243V242H20ZM184 243V244H183ZM6 244H7V242H6ZM5 244V245H6ZM18 244V243H17ZM23 244V243H22ZM28 244V243H27ZM95 244H97V242H95L94 244H92V246H91V248H89V245H87V244H83V243H80V244H72V245H70V246H66V245H64V249L62 250L61 248H59V250H57V249H51L50 251H44L45 253H41V254H33V256L31 257V258H29L28 260H24V259H22V260H18V259H16L17 258V256L16 255H12V256H16L15 258H12V256L11 257H8L7 255H5L6 257H8V258H5V257H3L4 259H0V264H51V263H53V262H62V261H64V260H66L67 259V257H65L64 255H66L65 254V252H67V251H70V252H78L79 254L78 255H86V254H92L91 252H94L96 249H95ZM126 244H128V241L126 242ZM15 245V244H14ZM12 246V247H15V246ZM120 245V244H119ZM34 246V245H33ZM116 246H118V245H116ZM172 246V245H171ZM170 246V247H171ZM12 247H11V250H12ZM17 247V246H16ZM99 247H101V244L99 245ZM103 247V246H102ZM124 248V249H121V248ZM190 247V246H189ZM6 248V247H5ZM21 248H22V246H21ZM27 248V247H26ZM35 248V247H34ZM33 248V249H34ZM116 248H118V247H116ZM19 249V248H18ZM14 250V249H13ZM17 250V249H16ZM23 250V249H22ZM47 250H49L48 248H47ZM103 250V249H102ZM184 250V249H183ZM27 251V250H26ZM38 250H36V252H37ZM138 251V252H139ZM146 251V252H145ZM174 251V250H173ZM180 251V252H179ZM16 252V251H15ZM18 252H19V250H18ZM101 252V250L98 252V253H100ZM185 252V251H184ZM4 253H6V252H4ZM20 253V252H19ZM35 253V252H34ZM40 253V252H39ZM212 253V252H211ZM117 254H119V255H117ZM186 254H188V253H186ZM213 254V253H212ZM212 254H208V257H214V255H212ZM139 255V254H138ZM19 256H21V255H19ZM19 256H18V258H19ZM31 256V255H30ZM116 256H117V258H116ZM188 256H190V257H188ZM22 257V256H21ZM113 257H115L116 259H113ZM187 257H188V261L189 260H192L193 258H194V256H192V255H187ZM20 259V258H19ZM77 259V258H76ZM104 259H106V260H104ZM73 260V259H72ZM59 263V264H60ZM58 264V263H57ZM144 264H147V263H144ZM157 264V263H156Z\"/></svg>",
  "mask_w": 264,
  "mask_h": 264
},
{
  "label": "built area",
  "instance_id": "obj_4",
  "mask_svg": "<svg viewBox=\"0 0 264 264\" xmlns=\"http://www.w3.org/2000/svg\"><path fill=\"white\" fill-rule=\"evenodd\" d=\"M260 1L264 5V0ZM150 102L143 90L140 89L137 79L132 75L125 74L111 80L103 69L96 68L91 70L84 78L77 80L67 91L49 102L41 110V129L34 138V144L45 156L55 157L58 165L71 172L69 160L71 157L70 136L72 131L83 128L85 121L92 120L104 122L108 119L116 120L122 116L127 121L135 122L151 111ZM170 129L171 127H169ZM151 144L149 150L154 154L157 146H154V143ZM209 176H213V171L209 172ZM73 184L74 181L72 180L71 185ZM118 186L123 190L119 183ZM69 189L71 188H68L66 195ZM112 194L114 193L110 190L108 195L112 196ZM135 197L136 199L133 201L135 206L132 204L129 209L133 208L132 206L138 207V210L143 207L144 211L138 213L134 209L125 216V220L128 225L134 228L139 226L140 230L143 231L144 227L151 223V220L145 214L143 201L138 195ZM231 199L228 198L225 201ZM107 202H110V200H106ZM171 222L175 224L180 221L170 220L169 223L171 224ZM183 228V236L190 244L188 253L194 256L192 260L184 264H229L228 261H217L215 257H208L211 245L194 230L193 226L187 223ZM138 233L136 237L141 235ZM94 237L103 242L105 246L101 248L103 252H117L119 246L106 243L105 237L100 235L97 230L94 231ZM136 237L134 236L133 239ZM260 248H264V222L253 230L248 247L238 250L233 264H250L249 257H252L253 252ZM158 264L164 263L160 262ZM253 264H255L254 259Z\"/></svg>",
  "mask_w": 264,
  "mask_h": 264
}]
</instances>
